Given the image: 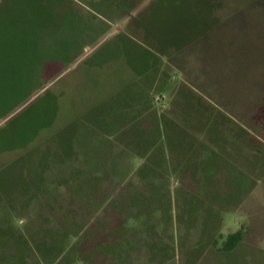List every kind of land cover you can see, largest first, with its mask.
I'll return each instance as SVG.
<instances>
[{"label":"rangeland","instance_id":"obj_1","mask_svg":"<svg viewBox=\"0 0 264 264\" xmlns=\"http://www.w3.org/2000/svg\"><path fill=\"white\" fill-rule=\"evenodd\" d=\"M0 264H264V0H0Z\"/></svg>","mask_w":264,"mask_h":264},{"label":"trees","instance_id":"obj_2","mask_svg":"<svg viewBox=\"0 0 264 264\" xmlns=\"http://www.w3.org/2000/svg\"><path fill=\"white\" fill-rule=\"evenodd\" d=\"M243 237L244 235L242 230L229 234L226 237V240L224 241L221 250L224 252H231L235 250L243 241Z\"/></svg>","mask_w":264,"mask_h":264},{"label":"crops","instance_id":"obj_3","mask_svg":"<svg viewBox=\"0 0 264 264\" xmlns=\"http://www.w3.org/2000/svg\"><path fill=\"white\" fill-rule=\"evenodd\" d=\"M123 110H125V109H123Z\"/></svg>","mask_w":264,"mask_h":264}]
</instances>
